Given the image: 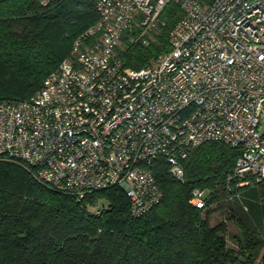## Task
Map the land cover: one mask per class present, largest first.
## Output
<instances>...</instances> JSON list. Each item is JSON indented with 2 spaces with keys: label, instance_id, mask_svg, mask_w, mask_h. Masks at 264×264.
Returning <instances> with one entry per match:
<instances>
[{
  "label": "built area",
  "instance_id": "2783aa9c",
  "mask_svg": "<svg viewBox=\"0 0 264 264\" xmlns=\"http://www.w3.org/2000/svg\"><path fill=\"white\" fill-rule=\"evenodd\" d=\"M170 1L182 16L168 50L126 66V47L148 42ZM95 7L98 19L34 94L0 99V159L77 198L118 186L134 217L162 199L153 160L163 157L181 178V160L206 141L239 148L235 172L264 179V0H97ZM206 199L204 189L190 191L192 205L203 208Z\"/></svg>",
  "mask_w": 264,
  "mask_h": 264
},
{
  "label": "trees",
  "instance_id": "16d2710c",
  "mask_svg": "<svg viewBox=\"0 0 264 264\" xmlns=\"http://www.w3.org/2000/svg\"><path fill=\"white\" fill-rule=\"evenodd\" d=\"M96 2L0 0V99L39 89L98 19ZM181 16L177 2L166 3L148 42L126 47L124 64L139 68L167 51ZM239 155V148L206 141L181 160V178L155 158L162 199L139 217L118 186L77 198L0 159V264H264V179L236 173ZM193 188L206 191L203 208L189 202ZM215 211L222 217L212 223Z\"/></svg>",
  "mask_w": 264,
  "mask_h": 264
},
{
  "label": "rangeland",
  "instance_id": "374dc122",
  "mask_svg": "<svg viewBox=\"0 0 264 264\" xmlns=\"http://www.w3.org/2000/svg\"><path fill=\"white\" fill-rule=\"evenodd\" d=\"M222 217V215L220 214V212L218 211H215L212 215H211V222H215L216 220L220 219ZM229 230L231 232H235L236 229L234 226H232L231 224H229ZM229 244L232 245V241L231 239L229 238Z\"/></svg>",
  "mask_w": 264,
  "mask_h": 264
}]
</instances>
